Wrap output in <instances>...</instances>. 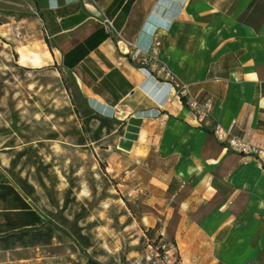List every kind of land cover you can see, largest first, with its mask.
Here are the masks:
<instances>
[{
  "label": "crops",
  "instance_id": "0c3cea01",
  "mask_svg": "<svg viewBox=\"0 0 264 264\" xmlns=\"http://www.w3.org/2000/svg\"><path fill=\"white\" fill-rule=\"evenodd\" d=\"M105 15L144 50L158 42L161 62L212 100V115L198 122L173 85L126 60ZM0 37L75 77L99 140L126 120L114 170L130 174L144 230L179 264H264V169L212 133L237 120L264 148V0H0Z\"/></svg>",
  "mask_w": 264,
  "mask_h": 264
},
{
  "label": "rangeland",
  "instance_id": "374dc122",
  "mask_svg": "<svg viewBox=\"0 0 264 264\" xmlns=\"http://www.w3.org/2000/svg\"><path fill=\"white\" fill-rule=\"evenodd\" d=\"M6 43L0 37V175L7 177L0 192L15 191L0 199V209L26 203L44 224L10 232L21 213L10 220L0 212V264H89V256L103 264H154L149 244L159 240L144 230L136 189L122 180L130 174L114 170L126 120L107 125L117 132L99 140L103 124L75 77L26 61L23 49Z\"/></svg>",
  "mask_w": 264,
  "mask_h": 264
},
{
  "label": "built area",
  "instance_id": "2783aa9c",
  "mask_svg": "<svg viewBox=\"0 0 264 264\" xmlns=\"http://www.w3.org/2000/svg\"><path fill=\"white\" fill-rule=\"evenodd\" d=\"M102 23L106 32L114 38L124 58L157 80L173 85L179 99L186 102L191 114L198 122L203 123L212 115V100L209 97L191 95L188 85L180 81L166 63L161 62L158 42H155L150 50H144L130 40L121 29H118L110 17L105 15ZM16 38L21 39L22 35L17 33ZM236 128L237 120H233L228 127L217 124L212 133L216 141L227 151L254 159L264 169V148L254 145L245 136L238 134ZM147 259L154 261V264H179L180 261L175 248L160 240L156 244L154 242L149 244Z\"/></svg>",
  "mask_w": 264,
  "mask_h": 264
},
{
  "label": "trees",
  "instance_id": "16d2710c",
  "mask_svg": "<svg viewBox=\"0 0 264 264\" xmlns=\"http://www.w3.org/2000/svg\"><path fill=\"white\" fill-rule=\"evenodd\" d=\"M7 177L1 173L0 175V185H4L7 181ZM4 191L0 192V199L8 200L11 197V194L15 191L14 188L11 187H4ZM17 209V208H15ZM4 212V216L8 217L11 220V214L12 212H20L21 213V222H18V220L11 221V226L8 231L10 232H18L20 230L24 229H30V228H36L38 226H42L44 222L42 221V218L37 215L36 211L31 209L28 204L24 203V207L21 209H17L16 211H2ZM88 263L89 264H103L92 257H88Z\"/></svg>",
  "mask_w": 264,
  "mask_h": 264
}]
</instances>
